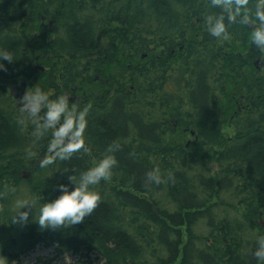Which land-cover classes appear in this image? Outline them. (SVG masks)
I'll return each instance as SVG.
<instances>
[{"label":"trees","instance_id":"1","mask_svg":"<svg viewBox=\"0 0 264 264\" xmlns=\"http://www.w3.org/2000/svg\"><path fill=\"white\" fill-rule=\"evenodd\" d=\"M55 67L76 151L0 88V264H264V0H0L2 77Z\"/></svg>","mask_w":264,"mask_h":264},{"label":"flooded vegetation","instance_id":"2","mask_svg":"<svg viewBox=\"0 0 264 264\" xmlns=\"http://www.w3.org/2000/svg\"><path fill=\"white\" fill-rule=\"evenodd\" d=\"M44 28L49 31V33L53 37V23L45 21ZM42 58H45L47 60L51 59L50 56L46 57L43 54H39L36 57V62L33 65V69L38 73L46 74L49 72L50 68L47 64L43 63V61L41 60ZM54 63H56V60L52 61V65ZM43 64L44 66H47L48 69L44 70V68L42 67ZM3 71L4 69L0 68V88L4 89L6 98L9 100L13 107L23 110L24 112L34 114L36 118L40 119L41 121H46L49 126L52 127L56 135L60 137L61 147L69 149L70 139H75V142L77 143L75 134L71 131H67L65 125L61 121V115H65V109L67 105L71 106L74 104L75 106H78V104H82L83 102L82 106L85 107L88 103V100L92 99V97L88 96L91 95L94 91L93 84H84L83 91L81 92L82 94L75 91V89L72 87H69V90L65 91L64 87L61 84V81H59L62 73L59 72L58 68L55 67L53 68V72L51 73V75H53V78L55 80V86L62 91V96L59 97V103L54 102L47 104L41 94L31 87L30 81L26 77L11 75L9 78H3ZM48 95H50L51 97L57 96V90H50ZM25 103L35 105L36 111L33 108L25 106ZM50 153L53 154L52 151ZM29 174L30 173L23 172V177L27 175L28 178Z\"/></svg>","mask_w":264,"mask_h":264},{"label":"rangeland","instance_id":"3","mask_svg":"<svg viewBox=\"0 0 264 264\" xmlns=\"http://www.w3.org/2000/svg\"><path fill=\"white\" fill-rule=\"evenodd\" d=\"M50 37L52 35L50 34ZM229 38H225V41H229ZM235 48L237 50H240L241 46L239 44L235 45ZM44 70L48 69L47 66L42 65ZM223 130L225 132H231L227 126L223 127ZM30 198V197H29ZM24 202V215L28 214L32 216V218H38L39 214H37L36 208L34 206L33 200L30 198L29 200H25ZM20 204V201H19ZM46 218L53 217L54 214H48L46 213ZM77 261H83L82 259L79 260L78 257H74L72 254H66V255H58L56 250L51 247H45L43 245L36 246L33 252H31L27 256H22L20 258L19 262H16L14 264H76Z\"/></svg>","mask_w":264,"mask_h":264},{"label":"water","instance_id":"4","mask_svg":"<svg viewBox=\"0 0 264 264\" xmlns=\"http://www.w3.org/2000/svg\"><path fill=\"white\" fill-rule=\"evenodd\" d=\"M25 106H28V107H30V108H33L35 111H36V106L35 105H32V104H30V103H25ZM45 119H47V118H45ZM192 135H194V133H192ZM194 142H196V141H194ZM69 143H70V145H69V149L70 150H76V149H78V144L75 142V139H73V140H69ZM187 146H189V144H187ZM28 173V172H27ZM25 179L27 178V175H25V177H24Z\"/></svg>","mask_w":264,"mask_h":264},{"label":"bare ground","instance_id":"5","mask_svg":"<svg viewBox=\"0 0 264 264\" xmlns=\"http://www.w3.org/2000/svg\"><path fill=\"white\" fill-rule=\"evenodd\" d=\"M50 154V153H49Z\"/></svg>","mask_w":264,"mask_h":264}]
</instances>
